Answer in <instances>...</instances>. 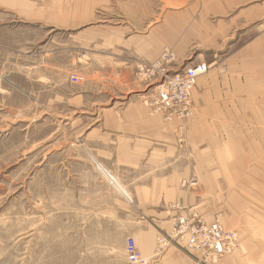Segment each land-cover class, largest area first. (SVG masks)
<instances>
[{
	"label": "rangeland",
	"instance_id": "obj_1",
	"mask_svg": "<svg viewBox=\"0 0 264 264\" xmlns=\"http://www.w3.org/2000/svg\"><path fill=\"white\" fill-rule=\"evenodd\" d=\"M160 22L167 43L161 31L157 58L135 60L132 86L110 99L96 93L103 58ZM166 50L172 60L150 66ZM201 63L207 72L222 69L217 78L235 87L224 104L240 122L219 125L217 138L189 142L200 155L196 172L180 182L194 196L182 209L235 230L240 245L196 264H264V0H0V264H132L126 241L136 242L125 237L122 245V221L109 211L119 207L113 191L121 194L108 173L105 183L99 163L84 157V134L99 130L105 110L139 100L149 114L181 127L177 142L187 147L197 81L171 114L155 100L160 86ZM101 181L107 212L99 216L89 183ZM171 220L157 235L160 257L149 264H164L162 250L171 246L159 241Z\"/></svg>",
	"mask_w": 264,
	"mask_h": 264
},
{
	"label": "crops",
	"instance_id": "obj_2",
	"mask_svg": "<svg viewBox=\"0 0 264 264\" xmlns=\"http://www.w3.org/2000/svg\"><path fill=\"white\" fill-rule=\"evenodd\" d=\"M165 24L160 22L153 25L143 36H127L126 40H123L126 47H122V51L115 50L108 54L105 60L103 58L98 72L101 76V90L96 93L106 95L110 99L113 97V91L120 93L117 94L120 97L122 91L129 89L128 86H132L135 79V60L150 61L157 58L160 53V44L157 43L160 40H157L156 36L161 31L162 41L167 43ZM141 27L140 25L136 29ZM221 72L222 69L214 68L197 79L191 97L196 114L185 124L187 147L178 144L177 127L174 123L167 124L160 116L149 114L139 100H130L122 107L114 106L105 110V113H101V116L106 115L101 118L99 130L94 129L84 134V157L91 155L102 169L115 174L118 179L116 180L128 195L127 197L120 192L121 196H118L112 189V200L119 207L109 211L114 212L122 221V245L124 246L125 237H132L144 258L155 256L157 235L159 232H165L161 226H167L171 218L180 213L176 209L168 208V205L177 204L179 210L193 206H190L194 198L191 191L183 190L180 186V182L195 171L193 159L200 155L194 150V144L190 147L189 142L217 138L220 133L219 125L240 122L239 118L230 114L224 104L228 98L227 93H234L235 87L225 85L217 78L222 75ZM109 78L114 82L109 83ZM115 80L122 83H115ZM232 130L235 131L236 128ZM177 131L180 137L183 134L181 127H178ZM211 143L217 145L215 141ZM98 170L102 172L100 168ZM108 171L109 177H113ZM102 173L105 181L106 175ZM104 181L98 184L89 183L92 195L100 201L97 210L99 216L102 212H107L101 204V199L107 195ZM103 207H106V204L103 203ZM189 210L199 212L194 208ZM103 234L105 235V232ZM170 246L162 250L164 264L198 263L183 249L176 245Z\"/></svg>",
	"mask_w": 264,
	"mask_h": 264
},
{
	"label": "built area",
	"instance_id": "obj_3",
	"mask_svg": "<svg viewBox=\"0 0 264 264\" xmlns=\"http://www.w3.org/2000/svg\"><path fill=\"white\" fill-rule=\"evenodd\" d=\"M142 68L140 66L138 70L142 72ZM197 68L200 69L202 67L200 65L193 69H188L187 72L189 71L190 76L185 73L184 76H180L181 80H177L176 76L168 83L166 82L160 86L155 104L159 103L165 111L169 110L168 114H171L175 107L181 103H185L194 84L193 78ZM172 117H175V115L173 114ZM166 236V239L165 236L160 239L159 244L167 242V245H169L173 240L179 243L187 242L184 247L191 251L194 256L197 255L203 262L209 261L214 263L237 246V240L233 233L223 230L215 221L207 223L194 210H187L182 214L174 216L171 220V230ZM126 255L128 261L132 264H148L146 261L140 259V254L132 239L126 241Z\"/></svg>",
	"mask_w": 264,
	"mask_h": 264
},
{
	"label": "bare ground",
	"instance_id": "obj_4",
	"mask_svg": "<svg viewBox=\"0 0 264 264\" xmlns=\"http://www.w3.org/2000/svg\"><path fill=\"white\" fill-rule=\"evenodd\" d=\"M167 57H170V58H168V59H170V60H172V58H173V53H172L170 50H166V51L162 54L161 61H158V62H156V63H153V64H151L150 66H152L153 68L158 67L159 65H157V64L160 63V62H162V61H166V58H167ZM200 65H201L202 68H200V69L197 68V69L195 70V74H194V78H193L194 81H197V79H198L200 76L204 75V74L207 72V70H208V69H207V66H206L205 64L201 63ZM200 65H199V66H200ZM189 69H191V68H189ZM177 75H178V74H176L175 76H177ZM141 76L145 77L144 75H141ZM176 78H177V80H181V79H180V75H178ZM177 80H176V81H177ZM176 81H175V82H176ZM172 119H176V118H175V117H172ZM172 119H171V120H172ZM97 163H98V162H97ZM97 166L100 168V170H101L104 174H107V172L104 171L105 168H104V170H103V169L101 168L100 164H97ZM102 172H101V173H102ZM103 173H102V174H103ZM109 176H110V175H109ZM110 183H111L110 185H114V187L116 188V190H118L119 192L123 193L124 195H126V196L128 197L127 193H125L126 191H124L123 187H121L120 183H119L115 178L111 177ZM127 199H128V198H127ZM176 210H178L177 207H176ZM179 211L181 212V213H179V214L184 213L182 209L179 210ZM212 222H214V221H212ZM215 222H216L219 226H221L220 221L215 220ZM222 226H223V225H222ZM222 226H221V227H222ZM222 229H223V230H226V228H225L224 226L222 227ZM226 231H229V232L233 233V235H235L236 240H237V246H236V248H235L234 250L229 251V253H227L225 256L231 254L233 251H236V250L239 248V245H240V242H239V236H238L237 232H236L235 230H232V229H230V230H226ZM185 243H187V242L179 243V242H176V241L173 240L172 242H170L169 245H176V246H178L179 248L183 249L185 252H187L189 255L194 256L193 253H192L191 251H189L188 249H186V248L184 247V246H186ZM159 253H160V250H159L158 247H157V251H156L155 257H158ZM225 256H224V257H225ZM194 257H195V256H194ZM197 258H198V257L196 256V261H197L198 263L203 262L202 259H199V258L197 259ZM140 259L146 261V262L149 264V259L143 258L141 255H140ZM153 263H154V262H153ZM153 263H151V264H153Z\"/></svg>",
	"mask_w": 264,
	"mask_h": 264
}]
</instances>
